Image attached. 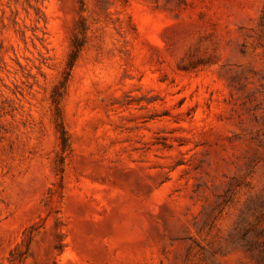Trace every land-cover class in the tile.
<instances>
[{"label": "rangeland", "instance_id": "rangeland-1", "mask_svg": "<svg viewBox=\"0 0 264 264\" xmlns=\"http://www.w3.org/2000/svg\"><path fill=\"white\" fill-rule=\"evenodd\" d=\"M0 264H264V0H0Z\"/></svg>", "mask_w": 264, "mask_h": 264}]
</instances>
